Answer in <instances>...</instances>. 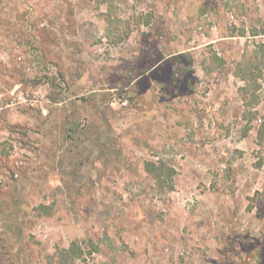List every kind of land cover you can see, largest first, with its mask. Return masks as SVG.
Returning a JSON list of instances; mask_svg holds the SVG:
<instances>
[{
  "label": "rangeland",
  "instance_id": "rangeland-1",
  "mask_svg": "<svg viewBox=\"0 0 264 264\" xmlns=\"http://www.w3.org/2000/svg\"><path fill=\"white\" fill-rule=\"evenodd\" d=\"M0 178V264H264V0H0Z\"/></svg>",
  "mask_w": 264,
  "mask_h": 264
},
{
  "label": "built area",
  "instance_id": "built-area-1",
  "mask_svg": "<svg viewBox=\"0 0 264 264\" xmlns=\"http://www.w3.org/2000/svg\"><path fill=\"white\" fill-rule=\"evenodd\" d=\"M121 104L124 105V106H126L128 104V98H125L124 100H122V103ZM16 175H18V174H16ZM0 182H3V178H0Z\"/></svg>",
  "mask_w": 264,
  "mask_h": 264
},
{
  "label": "crops",
  "instance_id": "crops-1",
  "mask_svg": "<svg viewBox=\"0 0 264 264\" xmlns=\"http://www.w3.org/2000/svg\"><path fill=\"white\" fill-rule=\"evenodd\" d=\"M53 142H54L53 139H50V145H52ZM36 145L43 146V145L41 144V142H37Z\"/></svg>",
  "mask_w": 264,
  "mask_h": 264
}]
</instances>
